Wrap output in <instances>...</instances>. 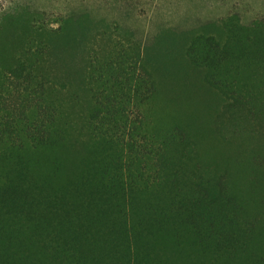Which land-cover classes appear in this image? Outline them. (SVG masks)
<instances>
[{
	"label": "trees",
	"instance_id": "obj_1",
	"mask_svg": "<svg viewBox=\"0 0 264 264\" xmlns=\"http://www.w3.org/2000/svg\"><path fill=\"white\" fill-rule=\"evenodd\" d=\"M73 20L0 15V264H264V17L162 78Z\"/></svg>",
	"mask_w": 264,
	"mask_h": 264
},
{
	"label": "rangeland",
	"instance_id": "obj_2",
	"mask_svg": "<svg viewBox=\"0 0 264 264\" xmlns=\"http://www.w3.org/2000/svg\"><path fill=\"white\" fill-rule=\"evenodd\" d=\"M26 7L52 20L74 19L70 26H81L91 40L103 34L131 37L161 78L182 68L183 49L194 35L215 33L230 15L244 24L264 17V0H0V15Z\"/></svg>",
	"mask_w": 264,
	"mask_h": 264
}]
</instances>
